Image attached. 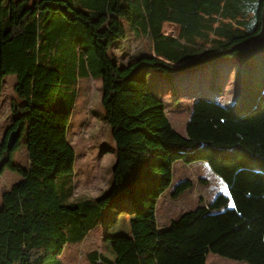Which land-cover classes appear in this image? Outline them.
I'll return each mask as SVG.
<instances>
[{"label": "trees", "instance_id": "obj_1", "mask_svg": "<svg viewBox=\"0 0 264 264\" xmlns=\"http://www.w3.org/2000/svg\"><path fill=\"white\" fill-rule=\"evenodd\" d=\"M263 4L264 0H0V93L3 80L13 76V94L22 102L11 103L18 115L0 142V176L8 170L19 177L1 195L0 264H63L64 247L81 244L106 208L116 209L125 200L133 215L149 218L166 193L177 199L193 186L190 180L172 184L174 165L198 162L209 168L227 194L137 235L154 238L142 255L147 260L143 264H206L209 254L264 264V195L232 188L236 173L264 161V87L258 93L242 88L250 62L264 56V49L250 46L261 28ZM164 23L180 27L179 39L161 34ZM130 27L152 37L156 58L123 52L120 67L108 51L122 53ZM195 57L196 65L190 61ZM224 58L238 61L240 88L234 102L223 107L197 99L186 137L179 136L169 124L166 107L148 87V77L160 71L169 83L172 102H177L174 77ZM95 75L101 79L100 104L116 160L109 193L92 198L75 195L74 173L32 161L23 168L12 163V153L25 134L40 126L63 131L53 115L70 116L79 81ZM218 78L214 69L210 88L221 81ZM219 91L217 85L218 96ZM12 133L18 137L9 150ZM53 159L72 166L64 146L53 150ZM87 259L89 264H125L97 253Z\"/></svg>", "mask_w": 264, "mask_h": 264}, {"label": "rangeland", "instance_id": "obj_2", "mask_svg": "<svg viewBox=\"0 0 264 264\" xmlns=\"http://www.w3.org/2000/svg\"><path fill=\"white\" fill-rule=\"evenodd\" d=\"M131 49L130 44L124 43L122 53L111 48L108 55L113 56L121 67L123 66V52L129 55ZM197 62V60H193L195 65ZM237 66L236 59L224 58L174 77L177 102H172L169 83L160 71H153L150 74L147 85L153 89L155 96L166 107L167 119L174 132L185 138L189 114L197 99L202 98L216 102L223 107H229L234 102L240 88L236 77ZM214 69L217 70L218 80L221 81L216 80L215 88H210L209 82ZM93 77L92 80L79 81L76 103L70 116L53 115L54 121L64 125L63 131L57 132L40 126L36 132L25 134L20 139L19 148L12 153V163L23 168H27L32 161L67 173H74L75 195L92 198L109 193L111 172L116 160L115 148L100 104L101 79L96 75ZM203 81L202 87L207 85L202 89L199 88V84ZM14 84L13 76H7L3 80L0 93V142L11 122L18 115L17 112H12L11 103L14 100L17 106L22 104L13 94ZM217 85L224 89L222 97H220L221 100L218 99ZM263 87L264 56H259L250 62V75L243 83L242 88L247 92L258 93ZM60 146L67 148L72 161L71 167H66L53 159V150ZM176 164L177 166L173 167L172 184L175 186L184 180H190L193 181L191 189L172 201L168 197L163 198V196L155 215L149 218L133 215L128 210L129 207L125 206V200L118 202L116 209L106 208L97 227L81 244H67L64 247L60 256L62 263L89 264L87 256L97 253L100 257L111 262L120 259L125 264H143L147 260H142V255L147 253V248L154 242V238L138 237L149 230L156 229L157 225L163 224L166 221L165 219L162 221L163 215H166L170 222L181 213L192 211L200 204L206 205L218 194H227V188L204 164L199 162L189 165ZM256 167L260 174L254 172L241 174L238 177V184L250 191L257 190L255 194H264V161H259ZM199 176L207 179V183L199 182ZM18 182L19 177L15 173L6 170L1 174L0 206L1 195ZM166 195H170V193L168 192ZM120 207H124L125 210L124 208L119 209ZM137 235L139 236L137 237ZM98 264H101V261H98ZM206 264L246 263L209 254Z\"/></svg>", "mask_w": 264, "mask_h": 264}, {"label": "crops", "instance_id": "obj_3", "mask_svg": "<svg viewBox=\"0 0 264 264\" xmlns=\"http://www.w3.org/2000/svg\"><path fill=\"white\" fill-rule=\"evenodd\" d=\"M130 29H132V32L130 33L127 41H124L125 44H127V45L130 44V47H132L131 52L129 53V56H136V55H138V56H146V57L156 58V55H155V52H154V43H153L152 37L149 36L148 34H144V35L141 34V32H140L139 29L136 30V29H134L132 27H130ZM161 34L163 36H165V37H168V38L177 40V39H179V35H180V27L178 25H176V24L164 23L162 25ZM158 59H160V60H162L164 62H167L163 58H158ZM194 59L198 61V59L196 57L193 58V59H191L190 61L193 62ZM202 85L200 87H202ZM204 87H202V89ZM223 92H224V89L222 87V88H220V91H219V96H218V99L219 100H221L220 97H222ZM174 166H177V164L174 165ZM256 166H257V164H256ZM256 166L250 172H248L247 170H241L238 173H236V175L233 178L232 187L237 188L239 191L243 192L244 194H252L253 196H262V195H264V194H255L257 192V190L250 191V190L244 188L243 186H241L240 184H238V182H239L238 181L239 180L238 177L241 174H250V173L254 172L255 170H257L256 169L257 168ZM200 176H201V173H200ZM200 176H199V179L200 180H198V181L199 182H202V183H207V179H204L203 177H200ZM236 180H237V182H236ZM166 197H168L170 199V201L173 200L170 197V195H166V196L164 195L163 198H166ZM159 213H161V211H159ZM181 214H183V213H181ZM180 215H178L177 218ZM163 219L166 220L164 222L165 224L163 223V224H160L159 226H165L169 222V220L167 219V216L166 215H163L162 216V221H163Z\"/></svg>", "mask_w": 264, "mask_h": 264}, {"label": "water", "instance_id": "obj_4", "mask_svg": "<svg viewBox=\"0 0 264 264\" xmlns=\"http://www.w3.org/2000/svg\"><path fill=\"white\" fill-rule=\"evenodd\" d=\"M250 46L254 49H264V4L261 10V28L260 31L252 38ZM17 134H10L7 140V147L12 150L17 140Z\"/></svg>", "mask_w": 264, "mask_h": 264}, {"label": "bare ground", "instance_id": "obj_5", "mask_svg": "<svg viewBox=\"0 0 264 264\" xmlns=\"http://www.w3.org/2000/svg\"><path fill=\"white\" fill-rule=\"evenodd\" d=\"M254 173L260 174L259 170H255ZM236 182H237V180H236Z\"/></svg>", "mask_w": 264, "mask_h": 264}]
</instances>
